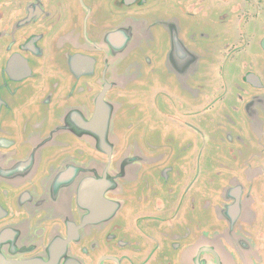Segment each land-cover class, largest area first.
<instances>
[{
    "label": "flooded vegetation",
    "instance_id": "1",
    "mask_svg": "<svg viewBox=\"0 0 264 264\" xmlns=\"http://www.w3.org/2000/svg\"><path fill=\"white\" fill-rule=\"evenodd\" d=\"M261 17L0 0V264H264Z\"/></svg>",
    "mask_w": 264,
    "mask_h": 264
},
{
    "label": "rangeland",
    "instance_id": "2",
    "mask_svg": "<svg viewBox=\"0 0 264 264\" xmlns=\"http://www.w3.org/2000/svg\"><path fill=\"white\" fill-rule=\"evenodd\" d=\"M214 5H216L217 7H219V5H220V3L219 2H215L214 1ZM261 29H260V31L259 32H257V34H255V36H254V41H253V43H254V47H255V45H256V48L259 46L258 44H260V41L264 38V17H261ZM228 39H229V41L230 42H233V41H235V40H238L239 39V35L237 34V33H234V32H231V33H229L228 34ZM260 58L261 59H263L261 56H260ZM247 59V58H246ZM239 60V59H238ZM251 61V60H250ZM240 62V61H239ZM235 64V66H237V64H236V62L234 63ZM257 65H258V63L256 62V63H254V67H257ZM238 67V77H240V75L241 74H243V72H245L247 69H245L243 66H237ZM217 69H218V66H217ZM261 69V68H260ZM213 73L215 74V72H214V67H213ZM217 79V78H216ZM237 81H239V83H241V81H240V78H237ZM218 82L219 81H217V82H214V87H216V86H219V84H218ZM243 88L244 89H246L247 87L244 85L243 86Z\"/></svg>",
    "mask_w": 264,
    "mask_h": 264
}]
</instances>
